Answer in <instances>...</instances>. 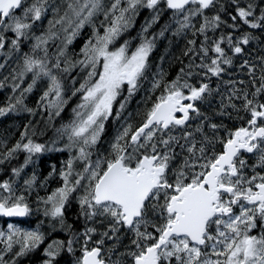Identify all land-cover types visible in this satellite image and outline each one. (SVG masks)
Wrapping results in <instances>:
<instances>
[{
    "label": "snow or ice",
    "instance_id": "1",
    "mask_svg": "<svg viewBox=\"0 0 264 264\" xmlns=\"http://www.w3.org/2000/svg\"><path fill=\"white\" fill-rule=\"evenodd\" d=\"M163 2L172 10L175 33L193 29V35H203L198 49L193 39L187 42L185 52V55L198 54L200 64L190 62L189 71L185 73L181 68L171 81L164 80L163 71L154 73L149 92L160 90V94L155 100L151 95L146 98L143 112L136 113L141 117L137 125L131 122L132 113L124 118L125 122L109 142L106 154L97 152L96 158H92L105 131V121L113 115L117 97L126 87L127 95L119 101V109L115 112L119 118L140 87L141 80L146 78L155 37L142 35L134 49H130L129 40L119 46L114 42L131 27L139 8L154 10L153 22L159 19L161 0H112L107 7L102 0H68L63 15L55 21H48L49 30L32 36V52L40 50L43 55L25 53L21 69L12 77L13 80H22L31 73V83L14 102L0 107V116L16 111L18 107L33 113L34 109L24 104V93L30 92L37 81L44 78L47 87L40 101L47 105L50 116L53 110L59 116L67 101L63 81L52 69L67 72L75 64L88 69L79 87L72 91V95L81 93L80 103L72 109V118L57 129L61 137H67L64 147L75 148L76 155L70 156L66 167L59 172L62 185L46 197H38V201L47 205L46 216L58 218L61 226H65V206L74 198L79 204V215L91 224L86 225L82 233H74L66 242L50 243L44 249L48 258L43 264H53L65 244L66 250L73 253V244L79 243L81 235V255L75 257L74 264H264V102L257 99L264 96V54L256 57L258 64L247 59L243 61L254 88L252 98L246 88L233 86L227 103L222 99L219 111L215 113L230 116L229 108L238 112L240 108L233 98L240 99V107L250 114L248 126L230 130L222 122L213 123V116L202 112L198 106L211 105L209 98L214 90L207 82L209 76H221L224 72L221 65L233 63L222 44L226 41L231 53L243 55L242 45L259 41L260 37L245 31L234 40L229 31L209 44L208 30L215 31L221 24L227 25L220 15L224 5L208 16L205 11L215 9L217 0ZM232 2L236 15L229 14L233 22L229 27L238 29L237 21H240L264 34V0H249L245 6H241L239 0ZM46 8V0H32L27 6L25 0H0V49L5 45L4 33L9 30L15 34L11 46L18 49L21 38H27L33 22L41 19ZM18 9L20 14L17 15ZM257 10L259 15H256ZM52 11L58 15L60 8L53 7ZM98 13L104 16L100 21L102 33L93 21ZM197 17L202 18L198 28L193 23ZM150 23L142 32L147 31ZM55 24L61 25L66 38L64 47L55 54V63L49 67L47 45L57 35L51 30ZM85 24L92 25V35L80 49L83 58L72 64L65 60L61 69V56L66 54L68 44ZM166 29L167 25L159 35H164ZM210 51L211 56L208 55ZM261 51L264 52V42ZM195 68L203 70L198 84L189 79L194 76ZM226 83L235 85L236 82ZM16 88L19 84L13 86V91ZM218 88L219 85L217 91ZM148 101H151L150 106ZM191 114L199 123L194 129L185 130L189 128ZM178 127L182 135H173V129ZM220 131L225 132L224 137L219 135ZM20 135L21 139L5 153L6 158L23 150L28 153L24 161L27 165L33 154L47 150L46 145L31 139L28 125ZM217 144L220 145L219 151ZM176 148L180 149L179 153ZM242 151L252 154L255 163L249 165L242 158ZM74 160L83 162L80 171L73 168ZM22 168L23 165L13 168L14 176H20ZM35 180L33 174L24 180V185L31 189ZM13 184L14 181L7 179L0 182V192L3 193L0 194V215L25 216L30 212L29 206L24 195H16ZM7 227V234L0 231V238L6 237L5 250H10L13 242L20 245L16 256L37 247L43 240L39 228L25 230L13 224ZM66 227L71 229L72 226ZM257 227L259 232L251 234ZM93 236L98 238L93 241ZM106 241L111 243L106 244ZM89 244L93 246L89 247ZM0 264H5L2 253Z\"/></svg>",
    "mask_w": 264,
    "mask_h": 264
},
{
    "label": "trees",
    "instance_id": "2",
    "mask_svg": "<svg viewBox=\"0 0 264 264\" xmlns=\"http://www.w3.org/2000/svg\"><path fill=\"white\" fill-rule=\"evenodd\" d=\"M249 0H239V3L241 6H245ZM220 5H224V10L220 11V15L222 20L227 21V25L221 24L219 28H217L215 31H212L211 29L208 30L207 35L209 36L208 43L210 44L212 40L217 39L221 34L227 35L229 31L233 33V39L235 40L236 37H239L243 32L249 31L252 33L253 36L260 37L259 41H251L249 45H242L244 48V54H233L229 51V45L225 41L222 44V47L225 48V51L232 57L233 63L231 65H221L222 68H224V72L219 77L215 76H209L207 79V82L210 84V87L214 90V94L209 99L211 100V105L206 107L203 104H199L198 106L201 108L202 112H206L208 115L213 116L212 122L213 123H223L227 126L228 129L234 130L236 127H246L247 120L250 119V114L246 111H244L240 105L242 101L240 99L233 98V102L236 103L237 107L240 108L238 112L233 111L231 108L228 109V112L230 113V116H220L218 114L219 111V104L221 100L223 99L225 103H227V98L231 94L230 92H226L225 87L227 86H235L237 89H247L249 92V98L251 99V92L254 91L253 86L251 85V76L249 75L247 68L243 66L244 60H249L250 63H256L258 64V60L256 57L259 55L264 54V52L261 51V44L264 42V34L261 33L260 30H252L248 26L243 25L242 22L237 21V23L240 25L238 29H232L229 27L233 22L230 19V15H236L235 12V4L232 2V0H217L216 8L215 9H209L205 11V15L211 16L215 14L217 11L220 10ZM170 14H172L171 11L167 10L165 13H163L159 19L154 28L149 32L146 36L148 38L154 39V48L152 52L149 55V66L150 70L153 73H158L159 71H163L164 73V80L165 81H171L175 79L178 73H180V69L184 68L185 73L189 71L188 65L190 62H193L196 65L200 64V60L197 56H193L192 53H188L185 55V52L188 48V41L189 40H196V47L198 49L200 42L203 40V35L201 34H195L193 35V29H187L179 34L175 33V27L176 25H172V20L169 18ZM256 15H259V11L257 10ZM202 22V18L197 17L193 19V23L196 25V27H199V23ZM167 25V29L164 31V35H159L160 31L165 28ZM81 36H78L75 39L74 45H72L68 50L71 54H74L76 57L78 53V57L82 56L80 53V49L83 46L85 42V34L82 32L80 34ZM15 38V34L12 31H9L5 34V45L2 49H0V65H2V62L6 60V63L8 62H14L16 59H19L21 62H23L24 54L28 53L29 55L32 54V51L28 49L24 45L25 39L20 40V48H12L11 46V39ZM209 56L213 55V53L210 51ZM41 56V54H40ZM49 57V56H48ZM208 61L205 60V63ZM5 65V64H4ZM1 72V67H0ZM203 70L201 68H195L194 70V76L190 79V82L194 84H198L200 82L202 77ZM70 74V72L68 73ZM1 75V73H0ZM74 75L81 76L78 78H75ZM183 75V74H181ZM84 74H80L78 72L72 73L71 77L66 78L65 82L67 86L70 87L72 83H74V86L71 88L74 90L77 86H79V83L83 81ZM256 76H259V72L256 73ZM76 79L75 81L72 79ZM228 81H235V85L229 83L226 85ZM240 81H244L243 84L240 83ZM146 82H150L146 81ZM2 84L1 87L5 83ZM259 84V81L257 80V86ZM217 85H219L218 91H217ZM226 85V86H225ZM148 85H145L142 90H137L135 93L136 96H132V98L129 100V110L135 111V110H141L145 108V100L146 98L151 95L152 100H155V97L160 94V90H157L156 92H149ZM144 93V94H143ZM4 93L3 91H0V103L2 101ZM123 94L119 98V101L123 99ZM257 99L260 100V102H264V96L258 97ZM81 100V94L77 93L76 95H72L69 98L68 105L64 108L62 113L60 114L58 118L59 120H62L63 123L69 121L70 118H72L73 113L72 109L76 107L78 103H80ZM143 104H138L139 102H142ZM151 101H148V106H150ZM119 105V104H118ZM142 106V107H141ZM142 110V111H143ZM137 111L135 112V114ZM192 118L188 121L189 129H194L195 125L199 123V121L195 118L194 114H191ZM237 117H240V119H237ZM136 119V120H135ZM132 118L133 125H137L140 122L141 117ZM61 121V122H62ZM47 127L40 123L36 128L34 129V135L36 142L41 143L43 142V139L46 141L50 138V131L46 129ZM179 129V127H178ZM211 134V133H209ZM219 135L221 137L225 136L224 131H220ZM11 137V139H10ZM199 138V137H198ZM10 139V140H9ZM12 142L10 143V141ZM18 140H20L18 137L16 138L11 135L10 133L6 132L5 130H0V144H6L2 147L0 146V161H1V172H0V182H3L4 180H9L13 176V187L16 191V194L19 191V188H23L24 191L20 194L25 196V202L28 204L29 209H35L36 207H39L40 212L36 214L35 210H32L29 212L28 217L23 221H14L18 224L23 225H30L31 222L36 221L37 218H39L42 215L43 212V205L42 202L38 201V197H46L48 194H50L54 189L58 188L60 184H57L59 180V176L55 175L56 181L52 180L50 178L49 173L53 174V166L56 169L60 168L61 165H63L65 162H67L68 158L66 156L65 152H59V151H50L46 154H43L39 158H37L35 161H29L27 165L24 164L25 158L23 157V154L19 153L18 155H13V158L10 160H3L2 155L5 152L4 147H7L9 144L16 143ZM220 150V145L217 144V151ZM246 156L251 157L250 155L246 154ZM250 163L249 165H251ZM23 165V168L21 169L20 176L16 177L12 173L13 168H21ZM26 166V168H24ZM33 174H35L36 180L34 181L31 189H28L27 186L24 185V180L27 178H30ZM61 178V177H60ZM62 182V181H61ZM42 205V206H41ZM46 207H44L45 209ZM38 215L37 217L34 215ZM64 218L65 223L72 226L73 230H79V226L77 225L83 220V216L79 215V204L76 203L75 199H71L70 203H68L65 206V212H64ZM8 222L5 218H0V224L2 226H5ZM31 226V225H30ZM65 231V230H64ZM58 234V235H57ZM56 235L53 234L54 238H57L59 240H65L66 235L68 232L59 231ZM66 250V249H65ZM65 250H62V253L60 254V261L66 262L67 252ZM48 257L43 252L42 244L38 246L35 250H29L28 252H25L20 258H18L14 264H43V261L46 260ZM57 260H54V263H56ZM9 264H13V261Z\"/></svg>",
    "mask_w": 264,
    "mask_h": 264
},
{
    "label": "rangeland",
    "instance_id": "3",
    "mask_svg": "<svg viewBox=\"0 0 264 264\" xmlns=\"http://www.w3.org/2000/svg\"><path fill=\"white\" fill-rule=\"evenodd\" d=\"M31 2H32V0H25V6H27V4H30ZM67 2H68V0H46L47 8H46V11L44 12V14L42 15L41 19L39 21L33 22V27L28 32L26 39L21 38V39H25L24 45L28 49L31 50V45L34 43V40L32 39L33 34L39 35L41 32H47L49 30V27H50L48 21L49 20L55 21V19H58L59 15H63V9H64V7H66ZM102 2L107 7L110 5L112 0H102ZM53 7L60 8V12L58 15L53 13V11H52ZM167 10H168V8L164 4L163 0H161V3L158 6L159 17L163 13H165ZM16 14L17 15L20 14L19 9L17 10ZM155 14H156V12L154 10L148 9L147 7L139 8L137 10V14L133 17L131 27H129L127 30H125L124 32L121 33V35L114 42L115 46H119V44L123 43L125 40H129L130 41V49H134L136 47V45L140 43V37L142 35L146 36L149 32H151V30L154 28V26L158 22V19L155 20L154 22L152 21V17ZM169 18H171V20H172V14H170ZM102 20H104V16L102 13H98L95 17H93V21H94L95 25L97 26V29L99 31H101V33H102L103 29H102V27H100V21H102ZM149 22H151V23H150V26L147 27V31L142 32V29L146 25H149ZM172 25L175 26V23L173 22V20H172ZM51 30L55 31L57 33V35L52 40H49L48 45H47L48 56H49V67H51L52 64L55 63V54L58 53L60 48L64 47V40L66 38V33L61 30V25L55 24ZM9 31H7V32H9ZM69 31H70V29H69ZM82 32L85 34V39L87 40L92 35V25L91 24H85V26L79 30V33L72 39V42L70 44H68V46L73 45L75 43L74 42L75 39ZM6 33H4V36ZM19 48H20V44H19ZM40 54H41V56L43 55L42 51L37 50L36 53L32 52V54H30V55L40 56ZM82 58H83L82 56L78 57V53L75 57L74 54H71L69 52L68 55L65 57V59L63 61H61L60 68L61 69L64 68V66H65L64 61L65 60H67L70 64H72L76 60L82 59ZM22 65H23V62H21L19 59H16L14 62H11V63L10 62L6 63V60H4L2 62V67H1V72H0L1 73L0 83H5V84L3 85V87L0 86V91H3L5 96H3V98H2V101L0 103V107L7 106V104L10 101L14 102L15 98L17 96H20L21 93L23 92V90L25 88H27L28 84L31 83V73L26 74L22 80L19 78H17L16 80L12 79L13 75H15L16 72H18L21 69ZM52 70L55 74H57L58 76L61 77L63 84H64V88H65L64 96H65V99L67 101V103L63 107V110H64V108L68 105L70 96H72L73 90L71 88L74 86V83H72L70 85V87L67 86V84L65 82V80H66L65 77L66 78L71 77L72 73L75 71L80 73V74L85 73V76H86L88 69L82 67L79 64H75V66L71 67L70 70L67 72H63V71H61L59 69H55V68H53ZM69 72H70V74H68ZM153 74L154 73L150 70V66H149L148 71L145 73L146 78L141 80L140 87L138 88V91L142 90V88L145 85H148V88L151 89V81L153 79ZM73 80L75 81L76 79H73ZM149 80H150V82H146ZM15 84H19V88H16V90L13 91V86ZM228 84L229 83H227L226 85H228ZM46 87H47V79L44 78V79L37 81V83L34 85L33 89L30 92L24 93V104L27 105L28 108L34 109L33 113L23 111L18 107L16 111H9L5 115L0 116V130H5V133L8 132L11 135L13 134V136H15L16 138L18 137L19 139H21L20 134L25 131V125H28V135L31 136V139L35 143H37V142H36L35 136L32 134H34V129L36 128V126H38L40 123H42L43 127L46 126L47 127L46 129H48V131H50V133H51L50 138L48 140L46 139V141L43 139V142H41V144L46 145L47 150L43 151L41 153H38V154H33L29 161H35L37 158H39L43 154H46L52 150L53 151L56 150L59 152H65L68 159L70 156L74 157L76 155V149L75 148L69 150L68 148L64 147V145L67 144V142H68L67 137L66 136L61 137L57 133V129L60 128L62 124H65L68 121L64 122V123H61L60 121L58 122V118L60 115L57 116L55 114V110H53V112L50 116L47 105L43 101H40V96L42 95V93L46 89ZM77 87H79V86H77ZM232 87L233 86L231 85V86H227L223 89H225L226 92H230ZM122 94H123V96L127 95L126 87L123 89L121 95ZM121 95L117 97V100L113 104V115L110 116L107 121H105V131L102 133L100 141L95 146V150H93V156H92L93 159L96 158L97 152L104 153V154L107 153V151L109 150V142L111 140H113V138L117 135L118 130L121 129L122 124L125 122L124 118L127 117L129 115V113H132V117H131L132 123H133L132 118L134 117V119H135V117H137L135 112L139 111V110L137 109L135 111L134 110L130 111L128 109L129 108L128 103L126 105V108L122 111L121 116L119 118H117L115 116L116 110L119 109L118 104H119V98L121 97ZM133 96H136V95L133 94ZM138 104H143V101L139 102ZM142 110H143V108L140 110L141 113L143 112ZM62 111L60 112V114L62 113ZM185 130H192V129L188 128ZM172 134L180 136V135H182V131L180 128L179 129L178 128L173 129ZM10 139H11V137H10ZM53 141H55V143H53ZM11 142H12V140L10 141V143ZM24 142H26V140ZM180 142L183 143V140H181ZM3 145H6V144H3ZM3 145L0 144L1 147ZM14 145H15V143L9 144L7 147H4L5 152L2 155L3 160H10L13 158V155H18L19 153L23 154L24 158H26L28 156V153H26L23 150H19V151H16L11 157L6 158L5 153L8 151L9 148H12ZM176 152L179 153L180 149L176 148ZM241 155H242V158H244L247 161V163L249 161L255 160L254 156L248 157V156H245L243 154H241ZM62 167H66V162L63 165H61L60 168L56 169L52 175H50V178L52 180L56 181L57 178L55 179V175L59 176V172H60ZM24 168H26V166ZM73 168L76 171H80L83 168V162L79 161V160H74L73 161ZM0 172H1V161H0ZM58 178H59V180H58L57 184H60V186H61L63 183V180H62V178H60V176ZM9 180L13 181V176ZM23 191H24V189L22 187L19 188V191L16 195H21L20 193ZM0 194H3V193L0 192ZM76 203H78V202L76 201ZM42 205H41L43 207L42 215L39 218H37L36 221L31 222V224H30L31 226L18 224L17 222L8 221L5 226H2L0 224V231L5 232L7 234L8 224H13L16 227L21 228V229H25V230H36L37 228H39V231L43 233V240L41 241L40 244H42L43 252L45 253L44 249L47 248L48 245L50 243H52L53 241H65L66 242L70 237L73 236L74 233H82L85 226L91 224V222L86 221V218L84 217L83 220L77 225V227L79 226L78 231L73 230L72 227H71V229H68L66 227L68 225L67 223H65V226H61L58 218H55L52 216H46L44 214V212H45L44 207H47V205H45L43 203H42ZM32 210H35L36 214H38L40 212L39 207H36L35 209L30 208V211H32ZM36 214L34 216L37 217L38 215H36ZM257 223L259 224V222H257ZM257 228H259V227H257ZM64 230L66 232H68L65 240H59V239L53 237V234L56 235L57 233H59V231L65 232ZM254 230L255 229L252 230V233ZM97 238H98L97 236H93V241H95V239H97ZM78 240H79V243L74 242V244H73V248H74L73 253H69L67 250H65L66 249V244H65V248L63 250H65L68 254L66 257L67 260H66V262L60 261L59 257H60V254L62 253V251H61L60 254L55 259V260H57L55 264H74L75 257H78L81 255L80 247H81V244L83 243V236L82 235L79 236ZM110 243H111V241H106V244H110ZM125 243H127V241H125ZM38 246L35 248H32L30 250H35L38 248ZM91 246H93V244H89V247H91ZM5 248H6V237L0 238V253H2V259L5 262V264H9L12 261L14 264V262L22 256V255L16 256V253L20 249V245L18 243L13 242L12 248L10 250H5ZM28 251H26V252H28Z\"/></svg>",
    "mask_w": 264,
    "mask_h": 264
},
{
    "label": "water",
    "instance_id": "4",
    "mask_svg": "<svg viewBox=\"0 0 264 264\" xmlns=\"http://www.w3.org/2000/svg\"><path fill=\"white\" fill-rule=\"evenodd\" d=\"M177 115H179V113H177ZM27 216H28V214L27 215H25V216H13V217H6V216H2V215H0V218H6V219H8V220H24V219H26L27 218Z\"/></svg>",
    "mask_w": 264,
    "mask_h": 264
},
{
    "label": "flooded vegetation",
    "instance_id": "5",
    "mask_svg": "<svg viewBox=\"0 0 264 264\" xmlns=\"http://www.w3.org/2000/svg\"><path fill=\"white\" fill-rule=\"evenodd\" d=\"M76 72V71H75ZM75 72H73L74 74H75ZM62 121V120H61ZM241 154H246V153H244V152H241ZM250 163H252V164H254L255 163V160H252V161H249L248 162V164H250ZM249 172H250V170H248ZM259 222V221H258ZM259 228H257V229H255L254 231H253V233L251 232V234H257L258 232H259Z\"/></svg>",
    "mask_w": 264,
    "mask_h": 264
},
{
    "label": "bare ground",
    "instance_id": "6",
    "mask_svg": "<svg viewBox=\"0 0 264 264\" xmlns=\"http://www.w3.org/2000/svg\"><path fill=\"white\" fill-rule=\"evenodd\" d=\"M79 36H81V35H79ZM86 40V39H85ZM74 45V44H73ZM72 46V45H71ZM71 46H68L67 48H66V54L64 55V56H61V61H63L64 59H65V57L68 55V53L70 52L68 49L71 47ZM60 122H61V120H59ZM61 123H63V121L61 122Z\"/></svg>",
    "mask_w": 264,
    "mask_h": 264
}]
</instances>
